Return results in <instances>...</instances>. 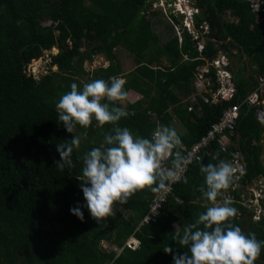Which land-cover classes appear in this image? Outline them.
Segmentation results:
<instances>
[{
    "label": "trees",
    "instance_id": "1",
    "mask_svg": "<svg viewBox=\"0 0 264 264\" xmlns=\"http://www.w3.org/2000/svg\"><path fill=\"white\" fill-rule=\"evenodd\" d=\"M196 2L201 14L195 24L199 28L209 23L208 36L230 57L236 91L231 99L216 104L198 97L201 109L196 105L190 110V101L185 99L192 95L193 78L205 61L196 59L191 34L185 31L180 41L171 23L164 24L170 36L162 43L147 16L151 0H0V264H173V253L190 255L188 246L174 239L176 232L182 235L184 227L211 206L199 190L204 185L201 163L232 162L235 157H241L245 166L241 178L236 181L234 175L229 188L240 184L233 190L231 206L244 217L239 214L230 222L246 235L255 233L258 240H264V214L256 221L241 199L243 188L264 177V119L260 113L264 105L245 102L264 74V11L259 13V22L249 0ZM173 20L178 22L175 16ZM50 21L49 26L44 24ZM120 46L136 59V67L127 74L122 73L116 53ZM56 47L59 52L52 61L58 69L40 79L29 76L28 64ZM101 54L109 65L99 67L84 81L90 74L86 60ZM112 77L125 78V90L142 95L135 102L114 105L128 111L118 126L127 127L134 136L151 138L164 125L175 128L182 143L192 144L220 119L226 107L241 105L228 150L216 142L209 146L189 167L188 183H176L161 215L144 224L160 189L135 193L127 204L115 205L114 217L100 223L86 207H82L83 222L70 212L77 204H85L78 180L83 179L82 157L95 147L106 146L104 136L113 134L111 124L98 127L93 121L86 130L77 126L76 133L86 131L87 136L73 149L75 167L61 170L56 163L60 160L57 145L70 143L74 136L58 119L60 97L74 82L82 90L85 83ZM174 115L185 133L178 130ZM131 236L140 240L136 249L126 246L118 252L102 243L121 248ZM166 246L173 253H165ZM254 264H264V248Z\"/></svg>",
    "mask_w": 264,
    "mask_h": 264
},
{
    "label": "clouds",
    "instance_id": "2",
    "mask_svg": "<svg viewBox=\"0 0 264 264\" xmlns=\"http://www.w3.org/2000/svg\"><path fill=\"white\" fill-rule=\"evenodd\" d=\"M125 83L118 77L110 81L95 79L83 84L80 90L74 82L56 104L59 121L68 133H74L70 143L57 145L60 160L56 163L61 170L75 167L73 149L79 148L82 136H87L86 131L77 134V126L86 130L93 121L98 127L113 126V134L105 133L106 146L95 147L82 157L83 179L78 180L85 204L70 208L71 214L82 222V207L100 223L115 216V205L127 204L139 191L166 189L181 180L188 183L182 173L192 158L182 152V140L175 128L161 125L151 138H144L134 136L127 127L118 126L121 118L129 115L126 108L114 106L128 97ZM169 160L171 167L167 166ZM200 173L204 176V185L199 190L211 206L194 223L186 225L182 235L177 231L174 238L180 245L188 246L190 255L185 252L177 255L169 246L163 251L173 253V264H254L260 258L264 240H258L255 233L246 235L230 222L237 209L231 206L230 198L223 196L233 182V164L224 159L215 164L201 163ZM218 197L223 198L220 204H217Z\"/></svg>",
    "mask_w": 264,
    "mask_h": 264
},
{
    "label": "built area",
    "instance_id": "3",
    "mask_svg": "<svg viewBox=\"0 0 264 264\" xmlns=\"http://www.w3.org/2000/svg\"><path fill=\"white\" fill-rule=\"evenodd\" d=\"M180 1V0H178ZM251 3L252 10L258 14V18H261L260 12L264 11V0H249ZM183 2L191 3L190 0H183ZM181 5V4H180ZM185 8H187L185 6ZM199 8L192 4V10L187 11L181 8L179 4H177V12L180 14H184L186 17L191 16V21L187 24L176 23L177 34L182 41V34L187 31L191 34L192 40L196 46V52L198 57L196 59H203L205 62L201 64L193 78L194 85V93L190 95L188 98L190 101V110L196 109V105L200 106V101L198 97L203 99L205 102H209L211 104H216L221 102L222 99H231L234 96L236 91V82L234 78V74L231 71L232 62L230 57L223 51H220L216 41L214 43L218 50V53L214 55L212 58H207L203 52L205 51V47L207 42H211L212 40L208 36L211 31V27L209 23L204 22L199 28L195 24L194 16L199 13ZM173 20V19H172ZM174 21V20H173ZM183 24V25H182ZM211 40V41H210ZM185 58H188V55H185ZM212 69H216L215 74L212 73ZM31 75V74H29ZM258 85L255 89L249 94L246 98L245 102L251 105H264V74L258 77ZM218 84V87L215 88V84ZM241 105L233 104L225 108L222 116L219 120L215 121L210 129L207 131L205 135H203L198 141L192 144L182 143V152L192 158V163L187 166V169L182 173L183 176H186L189 167L195 161L199 160L203 154V152L213 143H218V145L224 150L227 151L230 145L232 144V135L234 134L237 122L241 115ZM262 118L264 119V107L261 110ZM235 168V177L239 180L241 175L244 172L245 162L241 157H235L231 162ZM168 167H171V161H168ZM261 179V178H259ZM178 183V182H176ZM176 183H171L169 188L160 189L157 191L151 201V209L147 216L143 219L141 224L148 223L150 221L157 220V217L161 215L163 212L164 204L168 201L171 195H174V185ZM262 196V194H261ZM260 196V197H261ZM178 201H182L181 198L176 196ZM257 201L258 198H257ZM261 205V203H259ZM261 216H256V220H260ZM140 245V240L135 236L129 237L125 241V245L121 248L117 246H110V248L121 252L124 247H129L131 249H136Z\"/></svg>",
    "mask_w": 264,
    "mask_h": 264
},
{
    "label": "rangeland",
    "instance_id": "4",
    "mask_svg": "<svg viewBox=\"0 0 264 264\" xmlns=\"http://www.w3.org/2000/svg\"><path fill=\"white\" fill-rule=\"evenodd\" d=\"M151 1H152V4L151 6L148 7L147 16L155 23V26H154L155 32L161 36L162 43L164 40L168 39L170 36L169 34L170 32H167V28H165L166 24L171 23L173 29L177 33V29L175 26L176 23L180 24L183 22L184 24H187L189 21H191V16L186 17L184 14H180L177 12V4H179L181 8L187 11L192 10V4L193 6L195 5L196 7H198L196 0H190L191 3L189 2L187 4L183 2V0H180V1L178 0H151ZM185 6L187 8H185ZM199 10L200 11L197 15L201 14V9L199 8ZM173 16L177 17L178 22L172 20ZM196 16H194V18H196ZM257 20L260 22L262 19L258 18ZM44 24L46 26H49L51 24V21L45 22ZM182 36H184V33L182 34ZM58 52H59V49L57 47L53 48L52 51L44 52V54L41 56L40 59L33 60L28 64L27 73L31 74L36 79H40L42 76L47 75L51 70L53 71L57 70L58 67L56 65L53 66L52 59H53V55L57 54ZM116 53L118 55V61L123 67V70L125 73H127L128 71L136 67L135 56L131 54L125 47L120 46L116 48ZM107 60L108 58L103 54L95 55L93 60H86L84 66L90 74L85 75V77L83 78L84 81H86L96 69H98L101 66H106L108 64ZM246 60H247L246 63L250 64L249 68H253L251 60L249 58H247ZM168 63L169 62H165V64H168ZM246 71H249V69H247ZM248 73L249 72H247V74ZM118 78H122V77H118ZM129 101L130 99H126V102H124L125 103L124 105H126ZM181 125H182L181 123H177V126L179 128H181ZM182 128H184L183 125H182ZM263 159H264V156H263ZM237 179L238 178L235 177L236 181ZM239 186L240 184L234 185L233 189L232 188L230 190L228 189L226 192H224V197H228L231 200H233L234 199L233 190H236ZM243 191L244 193L241 199L245 202V204L249 208L252 209V213L255 215L254 219L256 220V216H261V214L262 215L264 214V202H263L264 200V177H261V179H257L251 185L246 186L245 188H243ZM257 198L259 201H257ZM220 203H222V200H217V204H220ZM259 203H261V205ZM239 214L241 215V212L238 213V215ZM241 216L244 217V215H241ZM102 243L103 245H105L106 248H110L109 246L110 244L108 242L103 241Z\"/></svg>",
    "mask_w": 264,
    "mask_h": 264
},
{
    "label": "crops",
    "instance_id": "5",
    "mask_svg": "<svg viewBox=\"0 0 264 264\" xmlns=\"http://www.w3.org/2000/svg\"><path fill=\"white\" fill-rule=\"evenodd\" d=\"M107 63H108V64H107L106 66L109 65L110 61L107 60ZM106 66H105V67H106ZM132 70H133V69H132ZM132 70H130V71H132ZM130 71H128L127 73H129ZM122 73L127 74V73L124 72L123 67H122ZM122 78H123V77H122ZM123 79L126 81L125 78H123ZM193 93H194V91H193ZM193 93H192V94H193ZM140 98H142V95H141L140 93H138L136 90L131 89V90L128 92V97H127V99H130L129 102H135V101L139 100ZM124 102H126V100H125V101H122L123 104H125ZM260 113H261V112H260ZM174 116H175V115H174ZM261 117H262V115H261ZM177 123H180V122H179L178 118L175 116V124H176V126H177ZM181 124H182V123H181ZM177 128H178V130H179L181 133H185V132H186V128H185V127L182 128V125H181V128H179L178 126H177ZM233 145H236L235 142H234Z\"/></svg>",
    "mask_w": 264,
    "mask_h": 264
},
{
    "label": "water",
    "instance_id": "6",
    "mask_svg": "<svg viewBox=\"0 0 264 264\" xmlns=\"http://www.w3.org/2000/svg\"><path fill=\"white\" fill-rule=\"evenodd\" d=\"M218 53V50L216 48V45L214 42H207L206 47H205V51L203 52V54H205L207 56V58H212L214 55H216ZM237 213L235 215V217H237Z\"/></svg>",
    "mask_w": 264,
    "mask_h": 264
}]
</instances>
